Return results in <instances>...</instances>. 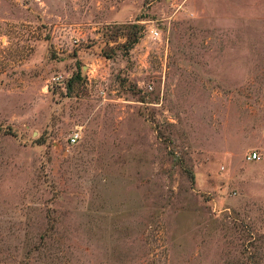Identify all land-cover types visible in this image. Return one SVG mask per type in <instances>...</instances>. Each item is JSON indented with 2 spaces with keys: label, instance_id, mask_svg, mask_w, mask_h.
Instances as JSON below:
<instances>
[{
  "label": "rangeland",
  "instance_id": "374dc122",
  "mask_svg": "<svg viewBox=\"0 0 264 264\" xmlns=\"http://www.w3.org/2000/svg\"><path fill=\"white\" fill-rule=\"evenodd\" d=\"M0 264H264V0H0Z\"/></svg>",
  "mask_w": 264,
  "mask_h": 264
},
{
  "label": "built area",
  "instance_id": "2783aa9c",
  "mask_svg": "<svg viewBox=\"0 0 264 264\" xmlns=\"http://www.w3.org/2000/svg\"><path fill=\"white\" fill-rule=\"evenodd\" d=\"M80 136V130L79 129H75L70 135H69V139L72 143L76 142L78 140ZM260 155L256 150H251L247 157L254 159V158H258Z\"/></svg>",
  "mask_w": 264,
  "mask_h": 264
},
{
  "label": "trees",
  "instance_id": "16d2710c",
  "mask_svg": "<svg viewBox=\"0 0 264 264\" xmlns=\"http://www.w3.org/2000/svg\"><path fill=\"white\" fill-rule=\"evenodd\" d=\"M137 40V36L129 37L127 38V41L125 42V48L128 50ZM71 80L68 81V84L70 85Z\"/></svg>",
  "mask_w": 264,
  "mask_h": 264
}]
</instances>
